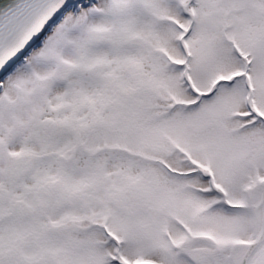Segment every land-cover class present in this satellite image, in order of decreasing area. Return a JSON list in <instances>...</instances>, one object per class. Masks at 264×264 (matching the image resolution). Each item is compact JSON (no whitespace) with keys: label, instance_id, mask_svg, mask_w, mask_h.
I'll list each match as a JSON object with an SVG mask.
<instances>
[{"label":"snow or ice","instance_id":"snow-or-ice-1","mask_svg":"<svg viewBox=\"0 0 264 264\" xmlns=\"http://www.w3.org/2000/svg\"><path fill=\"white\" fill-rule=\"evenodd\" d=\"M0 264H264V0H0Z\"/></svg>","mask_w":264,"mask_h":264}]
</instances>
